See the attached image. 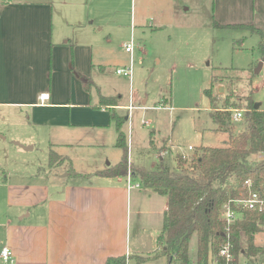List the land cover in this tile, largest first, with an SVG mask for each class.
Instances as JSON below:
<instances>
[{
    "label": "crops",
    "instance_id": "1",
    "mask_svg": "<svg viewBox=\"0 0 264 264\" xmlns=\"http://www.w3.org/2000/svg\"><path fill=\"white\" fill-rule=\"evenodd\" d=\"M213 2L218 24L251 25L264 35V0ZM118 6L117 0H0V251L12 250V264H104L118 256L126 257L125 264L167 261L158 243L165 195L142 185L128 188L127 175L100 174L117 161L88 171L56 151L82 144L87 130L99 137L90 143L103 145L100 133L111 126L116 142L111 111L96 106L102 93L90 74L92 65L102 68L109 55L111 31L117 33L121 25ZM236 29L249 31L259 42L258 33ZM41 93L48 94L42 103ZM116 103L114 110L126 108ZM41 139L70 163L48 166L49 172L59 170L52 171L53 185L46 169L17 168L15 153L34 149ZM239 258L247 263L245 255ZM253 259L248 263L260 264L264 252Z\"/></svg>",
    "mask_w": 264,
    "mask_h": 264
},
{
    "label": "rangeland",
    "instance_id": "2",
    "mask_svg": "<svg viewBox=\"0 0 264 264\" xmlns=\"http://www.w3.org/2000/svg\"><path fill=\"white\" fill-rule=\"evenodd\" d=\"M117 1L120 11L117 18L121 25L117 33L111 31V41L105 48L109 53L105 63L102 68L92 65L90 77L103 95H111L126 105L115 111L128 115L121 130L128 145V160L134 165L152 170L161 157L174 169L178 154L189 157L200 146L227 145L229 135L216 129L218 124L209 116L211 102L204 93L214 76L217 78L212 95L216 98V106L222 107L225 98L229 97L237 109L244 111L245 99L251 94L264 109V50L259 49L256 35L249 31L235 26H216L213 0ZM111 6L115 5L111 3ZM157 16L162 18L160 23L155 20ZM131 40L132 53H129L125 51V44ZM94 49L102 51V47ZM130 54L131 79L115 73V67L129 65ZM260 61L262 65L255 71ZM92 92L95 99L94 86ZM129 103L136 106L127 111ZM235 123L237 130L243 119ZM88 132H83L82 144L58 146L56 151L67 155L69 161L72 159L77 168L88 171L104 166L108 161H119L122 150L113 143L112 126L100 133L103 145L93 143L98 141L90 143L89 139L98 140L99 137ZM15 141L25 144L18 139ZM48 151L47 141H36L34 149L15 153L17 168L31 172L46 169L50 179L48 184L53 185L52 173L59 170L48 171ZM262 158L259 153L251 156L254 161ZM60 163L70 166L64 159ZM263 232L258 228L252 240L262 249ZM196 241L193 234L188 254L194 262ZM240 245L247 249L245 235L241 236ZM242 262L244 259L239 258V264ZM263 263L264 260L260 262Z\"/></svg>",
    "mask_w": 264,
    "mask_h": 264
},
{
    "label": "trees",
    "instance_id": "3",
    "mask_svg": "<svg viewBox=\"0 0 264 264\" xmlns=\"http://www.w3.org/2000/svg\"><path fill=\"white\" fill-rule=\"evenodd\" d=\"M216 26H225L215 23ZM245 27L260 35L259 48L264 47L262 32L245 24L227 25ZM214 76L211 86L204 90L211 102L209 116L218 124L217 130L227 132L226 146H200L191 156L178 154L174 169L160 162L155 169L134 165L128 160V145L121 130L126 115L117 113L113 96L99 94L98 105L110 109V117L116 129V146L122 150L119 161L100 171L106 176H126L128 170L140 185L167 197V209L163 215L162 229L158 236L160 252L166 256L165 264H190L188 258L189 240L196 235L195 264H225L219 255V247L226 241L225 223L220 217L222 204L232 198L245 197L248 188L245 181L250 179L252 189L264 193V109L255 107L251 94L246 97L242 126L236 130V121L231 118L235 102L226 97L222 107L216 106L212 88L216 84ZM91 80L85 81L86 89ZM261 154L259 161L251 159L253 154ZM49 165L59 164L64 157L52 148L48 152ZM187 163V166H184ZM182 164V165H181ZM242 219L236 221L229 230L231 251L235 259L239 254L258 256L264 249L253 244L258 231L257 221L264 222V211L259 213L244 209ZM247 237L248 247L244 249L241 236ZM211 260V261H210ZM126 257H108L104 264H125Z\"/></svg>",
    "mask_w": 264,
    "mask_h": 264
},
{
    "label": "built area",
    "instance_id": "4",
    "mask_svg": "<svg viewBox=\"0 0 264 264\" xmlns=\"http://www.w3.org/2000/svg\"><path fill=\"white\" fill-rule=\"evenodd\" d=\"M125 50L129 53H132V40L125 44ZM116 73L123 74L128 76L131 79L132 75V55L130 54L129 65L124 68H117ZM40 103L44 102L48 98L47 93H41L39 95ZM133 108L132 105H129V110ZM243 111L237 108L232 109L231 118L233 121H238L242 118ZM191 149L192 147L189 146ZM246 186L248 188V194L245 197L240 198H232L228 201L224 202L220 208V217L225 223V231H226V241L222 243L219 247V255L224 260L225 264H239L238 257L235 259L233 252L231 251L232 243L229 241V230L230 227L238 220L242 219V211L244 209L252 210L256 212L264 211V193L260 191H255L252 189V182L250 179L245 181ZM127 184L128 188L139 187L140 183L133 182V179L130 175V171L127 174ZM257 227L262 228L264 231V222L257 221ZM244 255V253H241ZM12 250L9 247H3L0 251V258L2 259L4 264H12L13 256ZM240 255V254H239ZM246 256V255H245ZM254 256H250L249 258L246 256V261H250ZM244 262L243 264H247ZM213 264H216V259L214 258ZM249 264V263H248Z\"/></svg>",
    "mask_w": 264,
    "mask_h": 264
},
{
    "label": "water",
    "instance_id": "5",
    "mask_svg": "<svg viewBox=\"0 0 264 264\" xmlns=\"http://www.w3.org/2000/svg\"><path fill=\"white\" fill-rule=\"evenodd\" d=\"M261 65H262V62L260 61V62L258 63V67L255 69V71H258V70L260 69ZM259 105H260L259 102H255V104H254L255 107H259ZM15 143H16L17 145H19L20 147L24 148V149L28 148L27 146H24V145H22V144H20V143H18V142H15Z\"/></svg>",
    "mask_w": 264,
    "mask_h": 264
}]
</instances>
